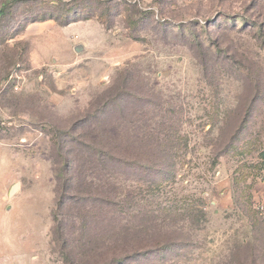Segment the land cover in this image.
Masks as SVG:
<instances>
[{
  "label": "rangeland",
  "instance_id": "rangeland-1",
  "mask_svg": "<svg viewBox=\"0 0 264 264\" xmlns=\"http://www.w3.org/2000/svg\"><path fill=\"white\" fill-rule=\"evenodd\" d=\"M24 1L0 16V264H70L55 220L74 238L83 207L73 264L157 241L131 264H264V0H109V27L108 0L32 23L57 0ZM66 163L106 200L57 209Z\"/></svg>",
  "mask_w": 264,
  "mask_h": 264
},
{
  "label": "trees",
  "instance_id": "trees-1",
  "mask_svg": "<svg viewBox=\"0 0 264 264\" xmlns=\"http://www.w3.org/2000/svg\"><path fill=\"white\" fill-rule=\"evenodd\" d=\"M17 2H25V1L24 0H7V1L3 2L1 5V8H0V16H4L7 13V11L10 10L13 7V5ZM108 2H110V1L108 0V1H104V2L99 3L100 4L99 8L101 7L99 19H100V22L102 24H104L106 27H109L110 24L112 23V22L107 21L108 14L111 13L112 10L115 11L116 7H117V4L113 5V6H106L105 4H108ZM124 4H125V8H127V10H129V11L136 10V9H131L133 6H130L128 3H124ZM86 9L90 10V13ZM85 11H87L86 13H88L86 17L89 18L90 15L93 14L94 10H92L91 7L88 6L83 1L77 2L76 0L75 1L72 0L70 2H67V1H63V0H57L56 3L51 4L50 7L47 8L45 11L40 12V14H38L37 16L31 17L29 22L30 23L42 22V21H46L49 19H53L55 21H58V19H60V17H63V15H65L64 13L69 15L70 12H73L74 14H79V13H85ZM135 12H136L135 16L137 14H139V15L146 14V13L138 11V10ZM132 13H133V11H132ZM69 21H70V19L66 20L65 22L68 23ZM136 22H137V20L135 18H131L128 21V24H129L128 28L129 27L133 28V26H135ZM163 26H166V25H163ZM189 35H190V39H191L189 42H191V45H197L200 43L198 41L199 37L196 35L195 32H192ZM129 82H130V80L128 79V77H126V75L120 79V81L118 83V87L120 86L119 87L120 94L122 93V94L126 95V93H124L126 90L125 87L129 84ZM107 104H108L107 101L104 102V105L99 104L103 110L101 112H99L98 115L97 114L93 115V119L95 121L99 122V121L106 119L104 117V115H108L109 111H110L109 108L107 109V106H106ZM98 136L99 135H96V138ZM74 139H76V138H71L68 140L75 141ZM168 139H170V136L163 138L162 141L164 143H169L170 141H168ZM99 141H100L99 143L102 144V137L101 136L99 138ZM166 147H168V146L165 145L164 149H162V150L166 151L167 150ZM170 148L171 147L169 146L168 149H170ZM65 153H66V157H67V155L71 152H69V151L66 152V150H64L63 154H65ZM95 156H98V159H100L101 161H102V159H104L103 157H106L107 159L111 158L109 156V154H106V152H104V150L97 149L96 147H95ZM64 158H65V155H64ZM122 163H125V162L122 161ZM70 164L71 163H66V165H64L61 168V174L62 175H61V177L59 176V179L61 180V185H63V187H65V189L71 191L70 193L72 195L68 198L67 197L63 198L62 196L61 197L59 196L58 201H57V205H56L57 209L64 210L66 208L67 209L72 208V206H71L72 202L71 201L79 200V199L87 200L88 202L89 201L91 202L96 198V200L99 201L98 204L101 202H104L103 198H104V200H106V198L104 196L101 197L100 195H98V193H96V197H95V196H93L92 192H90L86 189L90 185V184H88V182L83 181V179H82V182H81V179H77V181H76V177L78 176L76 174L77 169L76 168L72 169L73 164H71V165ZM157 165L158 166H156V167H157L158 171L155 172L154 174L158 175V173H159V175H160V173H162L163 171L165 172V169L167 166H165L164 164H163L164 166H161L162 163H160V162H158ZM150 166L152 167L154 165H152V164L145 165V167H147L146 172H148V174L152 173V170H151L152 168ZM159 168H161V169H159ZM165 173H166L165 175H169L168 172H165ZM81 188L82 189L84 188L85 190H81ZM83 191H85V192H83ZM92 196H93V198H92ZM68 200H69V202H68ZM80 211H81L80 214L76 216L77 217L76 219L80 223V228H79L80 231L78 232V234H75L74 238H73L72 234H66L64 236L65 233H64V230H62V228H61V226H62L61 223H59L58 221L55 220V223H56L55 227H57V234L59 233V238L62 240L63 247L65 248L66 246H68V239L70 240V242L72 244L77 243V246L71 245V246L67 247L68 253H66V258L71 260L70 264H73L74 258L78 257L77 253L79 251L80 252L83 251V248L86 247L87 245H89L88 240L85 236L86 231H84V229H86L85 224H86V216H88V208L87 207L80 208ZM63 236H64V239L62 238ZM106 246H107L106 248L109 247V245H106ZM127 246L129 247V245H127ZM127 246H124L122 249H116V250L111 249V247H110V249L108 251L101 249L98 252L99 264H131V261L135 256L136 257L137 256H145L146 258L147 257L150 258V256L151 255L153 256L154 254L155 255H159L160 253L163 254L165 251H167V250L171 249V247L175 246V242L157 241V242H154L151 245H149V247H144V248L138 247V249H136V247L128 248ZM79 255L83 256V257L86 256V255H83V253H80ZM90 255L91 254H89L88 259H92L95 257L94 254H92L91 256Z\"/></svg>",
  "mask_w": 264,
  "mask_h": 264
},
{
  "label": "water",
  "instance_id": "water-1",
  "mask_svg": "<svg viewBox=\"0 0 264 264\" xmlns=\"http://www.w3.org/2000/svg\"><path fill=\"white\" fill-rule=\"evenodd\" d=\"M77 52H79V49L78 48H76L75 49ZM15 189H16V186H13V188L11 189V192H10V194L12 195V193L15 191Z\"/></svg>",
  "mask_w": 264,
  "mask_h": 264
}]
</instances>
